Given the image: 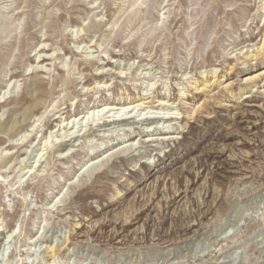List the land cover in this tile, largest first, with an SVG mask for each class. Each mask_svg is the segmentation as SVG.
Wrapping results in <instances>:
<instances>
[{"label":"rangeland","instance_id":"obj_1","mask_svg":"<svg viewBox=\"0 0 264 264\" xmlns=\"http://www.w3.org/2000/svg\"><path fill=\"white\" fill-rule=\"evenodd\" d=\"M263 42L264 0H0V264H264Z\"/></svg>","mask_w":264,"mask_h":264},{"label":"bare ground","instance_id":"obj_2","mask_svg":"<svg viewBox=\"0 0 264 264\" xmlns=\"http://www.w3.org/2000/svg\"><path fill=\"white\" fill-rule=\"evenodd\" d=\"M45 50V49H44ZM264 55V42L257 47V49L255 50V52L253 54H247L246 55V58L247 59H250V60H253V59H258L260 56ZM47 58H44L42 60L45 61ZM229 71V70H228ZM105 74V73H104ZM207 77V76H206ZM220 75L218 74L217 71L213 72L212 75H211V78H213V80H209V82H207V80H205L203 82V84L200 86H196L195 88L198 89V91H203V90H206V91H212V87L214 86L215 82H222V80L219 79ZM264 78V71L263 72H260V73H256V74H251L249 76H247L245 79L248 83H252L254 85H256V83L258 82H261ZM252 87V86H251ZM227 88V87H225ZM211 89V90H210ZM226 90V89H225ZM211 93V92H210ZM249 97V96H246V98ZM142 98V97H141ZM150 97H144L142 100H135V101H128V100H120L118 102H114V103H108V104H103V105H100V103H95V105H93L91 108H88L87 111H85L84 115L83 114H80L79 116H75L73 118V120L71 122H67L65 125L66 127L70 125V123H74L76 125L77 121L79 120L82 121L86 118H88V115L89 113H92L95 115H100V114H104V112L108 113V112H115V114L119 113V112H126L127 110L130 109L129 112H132L133 110L139 108V109H146L148 108V106H146V104L153 102L151 100H148ZM217 100V99H216ZM220 101V100H219ZM217 102V101H216ZM149 105V104H148ZM167 105V102L165 100H160L158 106H165ZM154 107V106H153ZM202 105H200L199 107L193 109V112L192 113H198L201 109ZM158 108V107H157ZM162 109V108H161ZM106 110V111H105ZM129 112L125 113V114H128ZM129 115V114H128ZM163 115V114H162ZM126 116V115H125ZM170 116V115H169ZM123 117V115H122ZM159 117V116H158ZM124 118V117H123ZM123 118H119L118 116L116 117V115H114L113 117V121L116 123V122H119L121 120H123ZM127 118V117H126ZM171 119H173L172 115L170 117ZM169 118V119H170ZM129 119V117H128ZM165 119V118H164ZM66 121V119H62L61 120V123H64ZM158 122H161V121H158ZM169 122V121H167ZM154 124V123H153ZM156 124V123H155ZM166 124V122H165ZM171 124V123H170ZM163 125V124H162ZM165 126V125H163ZM150 127V126H149ZM168 128L170 127V125L167 126ZM65 128V127H64ZM166 127H162V131L165 130ZM66 129V128H65ZM60 130V129H59ZM157 130V129H156ZM168 130H171V129H168ZM155 131V130H153ZM150 130H147V132H153ZM167 131V130H166ZM130 133V132H128ZM154 135V134H153ZM118 139V138H117ZM122 142V141H121ZM62 144V143H61ZM120 146V145H119ZM98 151H96L95 153H97ZM64 153V152H63ZM102 155V154H101ZM65 247H58V246H51V251L54 253V257L55 255L60 252V251H63Z\"/></svg>","mask_w":264,"mask_h":264}]
</instances>
